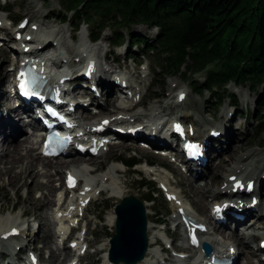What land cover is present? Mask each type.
I'll list each match as a JSON object with an SVG mask.
<instances>
[{"label": "rangeland", "instance_id": "1", "mask_svg": "<svg viewBox=\"0 0 264 264\" xmlns=\"http://www.w3.org/2000/svg\"><path fill=\"white\" fill-rule=\"evenodd\" d=\"M7 3L10 4V7L8 9H3L2 6H5ZM61 12L62 11L57 0L0 1V19L4 22L3 27L11 30L10 27L18 24V21L23 16H26L29 20V23L23 30L25 33L30 29V22H32V25L38 24L36 33L37 40L45 39L44 36L46 35V37L51 39L52 42H57L56 45L53 43L54 46H52V48L44 51V54H50V57L53 59L57 56L70 58L68 63L65 62L61 65L62 69L65 71L68 70L73 74V69L77 67V64L82 63V59L78 62L74 60L80 58L81 55L91 54L94 59L100 63L99 72H101L102 69H106V71L108 70V72H105L107 77L111 75L117 76L119 80L120 77H127L128 83L133 85L130 87L132 92L135 93L136 91H141L142 93L140 99L131 102L127 100L128 104L122 99H118L117 96L111 97L113 91H115V86H119L117 84H113L115 86H112V92L109 94V98H114V103H112V101L109 105L98 108L97 113L90 111L91 115L93 117L95 116L90 122L83 119L84 114L88 112L87 109L82 113L78 110L77 115L80 116L79 121L84 123V125L89 124L94 127L103 117L111 119V116L114 114H116L114 116L122 115L127 117H130V115L133 114L136 116L138 115V122H141L145 121L142 116L140 117L141 114L147 113V117L151 114H159V108L163 107V117L167 120H170L173 116H178L186 122L197 121V125L203 128L214 126L215 128H219L222 133L227 130V133L230 134V137L234 140L230 146H227L226 143H224L225 137L223 134L219 136L217 140H214V149L216 147L218 149L223 148V150L215 158L211 157L216 156L215 151L209 154L210 157L208 158H211L209 167L203 170L205 174L204 176L202 175L203 178L196 182V187L193 186V183H191L193 179L192 176L182 171L177 166V161L172 162L170 157L156 154L149 148H139V144L132 139H118L121 143H114L108 146V148L103 149L99 155H92L87 152L85 155H82L81 153L73 150L68 153L67 156L55 157V159L52 160L54 162L79 156L80 160L78 164L73 167V169L75 168L74 170L77 172L76 176L82 184H85L87 177L93 181L92 188L96 197L94 200L87 203V210L83 211L81 217L78 216V214L76 215L77 218H81L83 220L81 221V225L86 224L84 228L87 230L86 233L82 232L81 225L78 224L79 230L76 235L85 236V240H81V243L82 245H89V248L85 251V256L79 259V263L106 264L103 256L108 250V238L114 233L113 222L110 223V219L114 214L113 209L115 204H117L120 201L121 196L124 195H134L143 200L146 208L147 220L149 222L147 230L149 241L154 240L155 238L157 240L158 238L156 235L160 236V238H163L165 235L163 230L164 227L162 225H158V219L161 217L159 213L163 211V208L165 207V214L168 213V215L164 218V221L166 222L165 227L170 228L168 231L171 232V235L174 238L173 246L178 247L186 245V239L183 237L182 232L179 229L173 230V226L171 224L172 217L176 214V210L178 208L177 201H167L163 192L158 189V184L153 182V179H163L166 186L171 188L172 192L181 195L186 206L190 205L191 214L197 220L202 219V221L207 223L209 235L220 239L221 233H215L214 230L211 229V227H214V218H212L210 208L211 206L220 204L224 196L222 195L223 197L219 199V202L209 198L206 203V198L208 197L205 196V200L201 201V192L197 191V187H202L199 189L201 191L205 188L210 189V191L218 189L223 176L222 172L223 174H228L230 172L228 169H230V166H233L235 162H238V167L239 164H242V168H238L237 172L239 170L243 171V169H246V171L258 169L259 172L262 170V167L264 166V123H262V127H258L260 124V117L263 116V113L258 115L256 111V95L258 94L251 92L248 87L243 85L229 83L226 86L225 94H232L233 97L229 100L226 98L225 94L224 96L222 95L224 99L220 102L219 107H217V103L209 98V90L203 89L200 92H195L192 90V87L182 79V75L180 73L165 74L164 76L161 75L159 68H157V59L153 56H146V58L145 56H140V45L138 44L139 46H136L127 41L120 44L121 46L119 48L114 49L113 53H111L108 58L110 62H106L103 59V51H107L109 49L108 37L111 36L110 30L108 28L103 30L99 35V39H97L96 43L93 44L89 41V31L86 25L81 24L79 30L74 32L73 27H71L69 23H62L59 17L54 16V14H59ZM132 32L133 34L140 35L141 37L145 36L148 41H151L150 39L156 34V29L148 28L144 25H137L132 26ZM3 42L4 41L0 40V79L2 78V83L8 81L7 76L9 75V70L11 71V77L14 75L12 67L14 62L13 53L15 51H10L9 47L3 44ZM129 50H131L134 54L131 59L126 60L124 57ZM59 52L63 55H60ZM138 63L141 64L139 65ZM77 70H79V67ZM53 79L56 80L57 78L53 77ZM198 79L202 80L203 78L202 76H199ZM153 80L154 82L152 83ZM78 81H82L81 78L78 79ZM6 87L7 85L5 88ZM180 89H184L186 91V98L178 107L174 105V101H176L175 93ZM83 90V87H78L76 91L82 93ZM100 98L101 102L104 103L107 97L101 92ZM115 103L119 104V107L128 104L127 107L132 106V109L128 113H124V111L123 113H119L116 111L119 108L114 107ZM14 112H16V110H14ZM23 128L24 130H22L19 137L21 139L26 137L27 141L20 148V155L24 156L27 149L31 146L33 147V153L40 156V159H37L39 161H37V163L35 162L36 166L34 168V171H37V175L36 177L28 176L25 179H21L12 176L10 172H0V226L2 223L6 222V219L9 218V220L20 223V225L25 228L27 220L21 216L24 212L30 214V217L28 218L30 223H32L34 220L33 218H35L38 225H40V231H37L34 235L31 234L29 237H22L18 242L10 240L6 244H8L12 250H16V247L20 245H24V247L29 248L35 246L36 251L40 254V259L44 262V264H63V262H69V264H71L70 259H73L72 264H78V262H75L74 259L77 258V255H74L73 247H69L65 243H60L58 239L61 240V238H59L58 234L55 232L57 223L59 222L54 217V212L58 204L56 199L58 198L60 192L62 193V189L59 188V184H62L63 177L68 169H66L65 164L61 166L58 171H55L53 168H44L42 165V159L44 160L46 157L39 154L37 143L33 139L31 133L26 131L27 127L22 125V129ZM30 128L31 127H28V129ZM206 134H208V132H206ZM226 142H228V140H226ZM236 144H241L243 149L241 148L235 150ZM2 148L3 145L0 143V159L5 161V155L2 154L1 150ZM235 151L238 152L235 153ZM242 154H245V156L238 161V156ZM130 155H134L140 163L132 167H127L121 164L118 172L109 170L112 164H116V162L118 164L120 163V158L128 157ZM118 157L120 158L118 159ZM46 160L47 159H45L44 162H46ZM144 160L157 163L154 165L156 167L159 165L163 167L166 166L167 169L164 167L165 170H158L159 175H152L144 169ZM220 160H224V162H222L225 164L224 168H216L217 164L219 167ZM27 161L28 159H24L22 162L16 163L14 165V171L18 172L23 170ZM245 161L247 165L244 164ZM6 164L0 162V169L3 166H9V163ZM47 170H49L48 172L52 174L51 180H49L45 175ZM139 176L152 181L155 187L159 190L154 193L155 201L148 202L144 200L147 190L145 188H141L139 183L136 181L135 178ZM234 176L241 178L243 182L251 178L250 176L242 178V175L240 177L237 174ZM111 178H114V180ZM214 178L218 179L217 184L212 183ZM261 178H264V172L262 173ZM11 180H13V182ZM111 183H116L123 191V194L120 197H111L112 192L108 189L111 187ZM112 186L115 185L112 184ZM28 189H31V192H29ZM261 191L262 192L258 195L259 202L260 204H264V188H262ZM69 195L76 196L78 194H74L73 192ZM242 197L249 200V194ZM234 198H238V196H234ZM47 199L51 202L49 206V201L47 202ZM204 202L206 204L203 207ZM38 203L45 204L42 211H40L41 208H37ZM54 204L55 208L53 207ZM65 207L66 205L64 208ZM33 214L36 216L34 217ZM258 220H256V222ZM262 227H264V214L260 222L258 221L253 228L248 227V229H245L240 227L238 231L236 230L238 232V235L236 234V236L239 237L238 239L240 241V233L242 231H244L246 235V232L263 231L264 229H262ZM218 228L225 231L230 230V232L233 230L231 227L228 229L225 227ZM71 236L74 237L73 232L71 233ZM30 238L31 241L27 244L26 241ZM75 240H73V242ZM257 240L258 238L248 239V245L253 250L254 246H256ZM239 241H237L238 246L242 249V252H240L241 257L238 258V261H240L239 264H243L245 262V260H243V256H250L249 260L251 258L253 259V256H257V254L251 255L247 251H244L245 249H250V247L246 245L241 246ZM229 243L233 244L235 248L237 247L235 245L236 243L232 241ZM154 248L156 249L157 247L154 245ZM67 251H69V254ZM193 251L194 249L189 251L190 256L179 262L175 256H173L170 252H167L162 254V257L156 256L150 264H187V262L195 254ZM60 253V260H55L53 257H55V255L59 256ZM21 255L25 256L24 253ZM166 255L172 259L170 262L162 260V258ZM252 264H261V262L258 259H253Z\"/></svg>", "mask_w": 264, "mask_h": 264}, {"label": "trees", "instance_id": "2", "mask_svg": "<svg viewBox=\"0 0 264 264\" xmlns=\"http://www.w3.org/2000/svg\"><path fill=\"white\" fill-rule=\"evenodd\" d=\"M57 1L62 12L54 16L61 22L69 23L75 31L85 24L91 40L97 41L108 28L109 45L119 46L125 41L139 44L140 55L157 59L161 75L180 73L195 92L209 90V98L217 107L229 83L248 87L258 94L256 111L258 115L263 113L258 126L262 127L264 0ZM137 25L157 28L151 41L133 34L132 26ZM129 55L133 57L130 50ZM225 96L229 100L233 97L229 93ZM119 160L127 167L138 163L134 155ZM135 179L147 190L144 200L155 201L154 193L159 190L154 183L141 176ZM161 212L158 221L167 216L165 207Z\"/></svg>", "mask_w": 264, "mask_h": 264}, {"label": "bare ground", "instance_id": "3", "mask_svg": "<svg viewBox=\"0 0 264 264\" xmlns=\"http://www.w3.org/2000/svg\"><path fill=\"white\" fill-rule=\"evenodd\" d=\"M28 23H29V20H28ZM30 23H31L30 26H32V27L38 25V24H33L32 25V22H30ZM3 24H4V22L2 20V26H3ZM13 27H11V30H8L6 28L0 27V40L4 41L3 44L7 45L9 47L10 51H11V46L9 45L10 44V39H13V40L17 41L18 43H21V45H24V46L26 44H28L29 46H31V44H32V46H35L34 45L35 43H33L32 41L30 43H28L24 39L21 40V39L17 38L15 36L16 32L13 31ZM16 31H23V29L18 28ZM44 38H47L46 35L44 36ZM52 46H54L52 40L48 39L46 41V43H44L41 46L39 52L46 51V50L52 48ZM68 58L69 57H66L65 60H63V58L57 57V59L54 61V64L56 65V67H57V65L59 67H61V65L63 63H65V61ZM85 58H86L85 55H81L80 56V59H82V63H86V60H84ZM92 59L95 60L94 57ZM74 61H72V62H74ZM77 65H79V63ZM99 66L100 65L98 64L97 67H95L93 69H90V72H88V75L91 77V82L95 85V87L97 89L96 93L95 92H90V90H88V89H84L82 91V92H86V94H89L90 99L92 100V102L94 103L95 107H97V108H101L102 106L109 105L113 101L114 98L113 99L109 98V94L112 92V85L113 84L119 85L118 83H115L112 79H109V78L105 79L106 82L104 80H101V79L104 78V76H103L102 72H98ZM85 70H86V68L83 67V66H81V68H79V71H81L82 74H85V72H86ZM45 71L47 72V74L49 76L50 75V71H48L47 69H45ZM7 74H5V75H7ZM60 74H61L59 76L60 78L65 77V75H66L65 70L62 69L60 71ZM10 76H11V71L9 70V75L7 76V78H9ZM93 77H97L98 79H100V81L95 79V78H93ZM74 79H76V78H74ZM1 80H2V78L0 79V95L2 93H7L5 86L7 85V82H8V81H6V82L2 83ZM153 82H154V80L152 81V83ZM68 83H69V81H68ZM74 88H75V92H79V91H76L78 89V85H77L76 81L74 82ZM126 90H129V88L127 87ZM101 92L104 93V95L107 97L105 99L104 103L101 102V98H100ZM180 92H182V91L180 90ZM115 93H118L116 87H115V91H113L111 97L112 96L113 97L116 96ZM182 93H184V92H182ZM184 94H186V93H184ZM133 100H135V96L130 94L129 95V102H131ZM184 100H185V98L182 101H174V105L179 107L183 103ZM112 103H114V101ZM25 105H26V103L22 104V106H25ZM114 107L119 108L117 110H124V111H128L127 108H129V107L126 108L125 106H122L123 108L121 109V107H119V104H117V103H115ZM159 109H160L159 114H157V113L156 114H151V115H148V117L146 116L147 113L141 114L140 117L142 116L144 118V120H145V121H141V122H138L139 116L138 115L136 116L134 114L130 115V117L122 116V115H117L115 117L116 118H122V119H125V117L129 118V119H126V120H123L122 122H120V125H122L123 127H128L129 125L141 126L146 121L153 119V117H155L156 115H159V116L163 117L164 108L160 107ZM0 111H1V115H0V143L3 145V148L1 149L2 150V154L5 155V161L0 159V162L1 163L3 162L5 164L9 163V166H3L0 169V172H6V173L10 172L12 174V176L17 177V178H21V179L22 178L25 179L28 176H35L36 177L37 171L36 170L34 171V168L36 166L37 161H39L37 159H40V156L38 154L35 155L33 153V147L32 146L27 149L26 154L24 156L20 155V148L27 141L26 137H24L23 139H21L19 137V135L21 134L22 130H24V128L22 129V124L24 123V114H23V112L21 110H19V109H16V112H14L13 109H10V107L5 102H2L1 100H0ZM94 117L91 115L90 111H88V112H86L84 114V119H86L89 122ZM161 120H162L161 118H155L154 120L149 122V124L151 125V123H152L154 125V127L157 128L160 125L158 123H160ZM99 123H100V121L98 122V124ZM31 124L33 125L34 122H32ZM150 125L146 126L145 128H141L140 129V136L141 137L149 140L151 143H154V144H157V145H164V146H162V147H164V149H172L174 147H181V141H180L179 136L171 135V138H173V141L169 145H166V140H165V137L163 135V132L161 130L150 129ZM92 129H96V128H92V127H88L87 128L88 131L92 130ZM211 129H214V128H209V131ZM102 133H104L105 135H109V134L112 133L114 136H119L120 135L122 138H126L128 136L127 133H122V134L113 133L112 130L110 129V126H108V125H106L103 128ZM165 133L167 134V130L165 131ZM150 135L153 136V139L149 138ZM196 135H197V137H195V138L199 139V140H201V139H203L205 137L203 130L202 129H198V128H196V130H195V136ZM223 136L225 137L224 143H226L227 146H230L234 142V140L230 137V134L227 133V130L225 132H223ZM29 138H30V136H29ZM226 140H228V142H226ZM207 141H209L208 137H207ZM87 143L88 142H86L85 144H87ZM116 143H121V142H116ZM241 148L243 149V146L241 144L240 145H237V144L235 145V150L236 149H241ZM222 150H223V148H219L218 149V148L215 147L216 157L220 154V152ZM68 151L70 153L72 151V148H69ZM85 152H88V151L85 150ZM236 152H238V151H235V153ZM253 154H254V152H253ZM82 155H84V154H82ZM244 156H245V154H242V155L238 156V158H237L238 161H240ZM24 159H28V161H27V164L24 165L23 170L18 171V172L14 171V165L16 163L22 162ZM45 159H47L46 162H44ZM45 159L44 160L42 159V161H43L42 165H43L44 168H53V169H55V171H58V170H60L61 166H63L64 164L66 165V169H69L70 167L76 166L78 164L79 160H80V157L76 156L75 158L74 157L73 158H66L65 160H60V161H55V162L52 161L53 159H55V157L54 158L46 157ZM144 161H146V160H144ZM210 161L211 160H208V163L204 167L201 168V172H199V173L196 172V169L198 167L200 168L201 166L198 165L197 163H195L193 166H191L188 169V175L192 176V178H193L192 181H191V183H193V186L196 187L197 186L196 182L199 179L203 178V176L205 174L203 172V170L206 169L207 167H209V162ZM146 162L148 163V161H146ZM222 162H224V160H220L219 161V163H220L219 167H218V164H217L216 168H224L225 164L222 163ZM121 164H122L121 162L119 164L116 162V164H112L110 166L109 170H113L114 172H118L119 169H120V165ZM155 164H157V163H153V166H148L147 172H149L152 175H159L158 167L154 166ZM244 164H246V161L244 162ZM6 165H8V164H6ZM159 166L163 167L161 165H159ZM164 167L167 169L166 166H164ZM230 167L231 168L228 169L230 171L228 174H223V172H222L223 176H222V179H221V184L218 187V189L210 191V189L205 188V189H203L204 191L203 190L201 191L199 189H201L202 187H197V189H198L197 191L201 192V196H200L201 197V201L205 200V196L208 197V198H206V203H207V200H209V198H212V200H216L217 202H219V199L221 197H223L222 196L223 194L225 195V197L229 198V202L227 204L224 203L223 205H218L219 207H221V209L219 210L217 215L214 214L215 211H216L217 206H213V208H212V213H211L212 214V218H215L216 216H219L220 213L224 217V222L221 223L219 226H217V228L216 227H211V229H213L215 233L216 232L221 233L220 234L221 238L219 239L218 237H212V236L209 235L208 232H205V233H201L200 232L201 235H198V238L201 237V240H207L208 242H210L213 245L215 251L219 250V251H225L226 252L227 251V248L225 249L226 243L228 244L231 241L236 243L235 244L237 246L235 248L236 250H234V252H232L231 256H234L236 259H238V258L241 257L240 256V254H241L240 252H242V249L239 248L238 242H237V241H239V239H238L239 237L236 236V234L238 235V232H237L238 229L240 227H243L245 229H248V227L253 228L254 225L256 223H258V221L260 222V220H261V218H262V216L264 214V204H260L259 198H258V202L256 204H254V205L252 204V198H253L252 195L255 194V196H258L260 194V192H262L261 191L262 188H264V178H261L262 173L264 172V166L262 167V170L260 172H259L258 169L248 170V171H246V169H243V171L239 170L240 172L239 171L237 172L238 168H240V167L242 168V164H239V167H238V162H235L234 165L233 166L231 165ZM69 170H71V169H69ZM48 171L49 170H47L45 175L48 177L49 180H51L52 174H50ZM194 174H196V176H194ZM235 174H237L240 177H241V175L245 176L244 178H246L247 176L251 177V178L247 179L244 182V188H242V189L235 188L234 182L236 180H238V179H241L239 177H236L235 179L231 180L230 176L231 175H235ZM215 178H217V177H215ZM215 178H214V181L212 182L213 184H217V182H218V179H215ZM111 179L114 180V178H111ZM250 180H254V187H253L252 191L247 192L245 190V186H246V183L248 181H250ZM11 181L13 182V180H11ZM85 181H88L86 183L87 185L92 186L93 181L89 177H87V180H85ZM112 184L115 185V186H112ZM223 184H224V186H223ZM242 184H243V182H242ZM20 185H22V184H20ZM108 189L111 190V192H112L111 197H120L123 194V191L121 190L120 187L117 186L116 183H111V187H109ZM28 191L31 192V189H28ZM255 191H258V192L254 193ZM54 192H57V191H54ZM172 193L174 195H176L177 200L179 201V203H177L179 208L183 207V208H185L184 211H191L190 210V208H191L190 205L189 206L187 205L188 207H186V204L183 202V198H182L181 195H179L177 193H174V192H172ZM93 194H94V190L92 188V190H90L88 192H84V195L79 196L77 199H73V196H72L71 197V199H72L71 202L74 204V206L72 208H69V204H67L65 209H61V207H59L60 203H61V200H62V195H61V192H60V194L58 195V198L56 199L57 203H58L57 204L58 207H56V210L54 212V215H55L54 217L56 218V220L59 221L57 223L56 231L58 233H62V235H61L62 237H64V235L67 233L69 222L73 221V218H75V217H73L72 214H74V212H77L78 216H80V215L82 216V214H81L82 213L81 212L82 206H81V204L78 206V201H84V211H86L87 210V205H86L87 199ZM247 194H249V195L251 194L250 197H249V200H246V199L243 198L242 200H239L236 203H234L235 206H238L237 207L238 210H236L235 212H232V213L229 212L228 210H225L226 208H228L229 210L233 209L232 207H230V205L232 204V201H233L232 200V196L233 195L244 196V195H247ZM121 197H123V196H121ZM48 201L49 200L47 199V202ZM48 203H49L48 204V206H49L51 204V202L49 201ZM65 203L66 202L64 201L62 204H65ZM206 203L205 202L203 203V207H204V205ZM44 205H45L44 203H38V205H37L38 207L37 208H41L40 211H42V209L44 208ZM85 205H86V207H85ZM53 207L55 208V204L53 205ZM58 212L61 213V216H57ZM237 212L242 215V217H243L242 220H240V219H238L236 217L235 214ZM33 215H34V217L36 216L35 214H33ZM189 215H191L190 212H189ZM113 220H114V214L112 215V217L110 219V223H112ZM201 220L202 219H200L199 221L204 223ZM256 220H258V221L256 222ZM8 221H11V220H9V218L6 219V222L2 223L1 226H0V229H1V231H0V242H1V248H3L2 249L3 251L2 252L0 251V264H21V261H24V260L28 259L26 254L24 252H22V248L24 247V245H21L19 248H16V250H12V249H10V246L8 244H6V243H7V241L13 240L14 239L13 237H9L6 242L1 241V235L4 232H6L8 230L7 228L10 226L9 224H7V223H9ZM13 223L16 224L15 221ZM15 224H13V225H15ZM17 227L20 228L21 226L17 225ZM148 227H149V225H148ZM148 227H147V229H148ZM218 227H225L227 229L229 227H231V229H233V230H231V232H230V230H226V231L225 230H220ZM39 228H40V225H38V227H37L38 231H40ZM262 229H264V227H262ZM62 231H64V232H62ZM21 232H24V231L22 230ZM246 233H247L246 235H245L244 231H242L240 233V241H239V243H240L241 246L242 245L243 246L246 245V246L250 247L248 245V239H250V238L251 239L258 238L259 234H261V233L264 234V230L263 231L261 230V231L246 232ZM21 236H22V234H21ZM79 237L82 239L81 235H79ZM80 238L76 239L72 243V245H73L72 247L74 249H78L79 247H82ZM155 243H158L156 238L154 240L148 241V249H147V252L145 254L144 259L139 261L138 263H135V264H150L152 262V260L154 259V257L158 253V249L154 248ZM187 243L188 244L190 243L188 236H187ZM231 245L232 244L230 243V244L227 245V247L228 248H232ZM256 245H257V243H256ZM255 247L256 246H254V248ZM198 248H200V245L198 246ZM197 249H194L196 254L198 252ZM250 249H248V250L245 249L244 251H247L251 255L259 253L258 250H253L251 247H250ZM189 250H190L189 247H185V248H181L180 251L184 252V254L186 255ZM64 252H66V251H64ZM67 252L69 254V251H67ZM4 253L6 254L5 256L3 255ZM22 253H24L25 256H22L21 255ZM60 255H61V253L59 254V256L55 255V257H53V258L55 260H60ZM103 257H104V261L106 262V264H111V262L107 258V252L104 254ZM254 257H256V256H253V259H255ZM249 258H250V256H243V260H245L244 263L252 264L253 259L251 258L249 260ZM196 260H197V256H195V254H194L193 257L187 262V264H192V261L194 263V262H196ZM238 262H240V261H238ZM65 263L66 262H63V264H65Z\"/></svg>", "mask_w": 264, "mask_h": 264}, {"label": "water", "instance_id": "4", "mask_svg": "<svg viewBox=\"0 0 264 264\" xmlns=\"http://www.w3.org/2000/svg\"><path fill=\"white\" fill-rule=\"evenodd\" d=\"M114 233L108 239L107 257L113 264H135L148 249L147 214L144 203L134 195H124L114 206ZM208 255L212 247L202 243Z\"/></svg>", "mask_w": 264, "mask_h": 264}, {"label": "snow or ice", "instance_id": "5", "mask_svg": "<svg viewBox=\"0 0 264 264\" xmlns=\"http://www.w3.org/2000/svg\"><path fill=\"white\" fill-rule=\"evenodd\" d=\"M21 26H23V25H21ZM21 75H23V73H21ZM21 87H22V88L25 87V85H24L23 82L21 83ZM26 94H27V93H26ZM105 123H106V122H105ZM177 127H178V126H177ZM231 179H235V178L233 177V178H231ZM237 186H239V183H238V182H237ZM248 187L251 188V184H249ZM219 210H220V208H219V206H217L216 211L219 212ZM192 243H193V244L197 243L196 238H195L194 236L192 237Z\"/></svg>", "mask_w": 264, "mask_h": 264}]
</instances>
